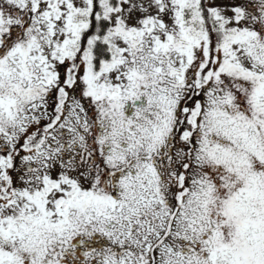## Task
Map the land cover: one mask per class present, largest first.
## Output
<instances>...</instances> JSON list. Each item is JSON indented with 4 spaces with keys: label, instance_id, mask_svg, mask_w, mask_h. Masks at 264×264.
Masks as SVG:
<instances>
[{
    "label": "snow or ice",
    "instance_id": "6c2138e0",
    "mask_svg": "<svg viewBox=\"0 0 264 264\" xmlns=\"http://www.w3.org/2000/svg\"><path fill=\"white\" fill-rule=\"evenodd\" d=\"M0 264H264V0H0Z\"/></svg>",
    "mask_w": 264,
    "mask_h": 264
}]
</instances>
